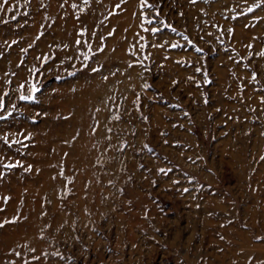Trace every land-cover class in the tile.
Listing matches in <instances>:
<instances>
[{
    "label": "rangeland",
    "instance_id": "rangeland-1",
    "mask_svg": "<svg viewBox=\"0 0 264 264\" xmlns=\"http://www.w3.org/2000/svg\"><path fill=\"white\" fill-rule=\"evenodd\" d=\"M0 264H264V0H0Z\"/></svg>",
    "mask_w": 264,
    "mask_h": 264
},
{
    "label": "snow or ice",
    "instance_id": "snow-or-ice-1",
    "mask_svg": "<svg viewBox=\"0 0 264 264\" xmlns=\"http://www.w3.org/2000/svg\"><path fill=\"white\" fill-rule=\"evenodd\" d=\"M23 98V97H22Z\"/></svg>",
    "mask_w": 264,
    "mask_h": 264
}]
</instances>
